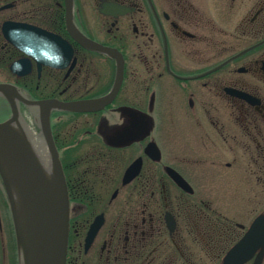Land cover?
Listing matches in <instances>:
<instances>
[{"label": "flooded vegetation", "instance_id": "af4514ba", "mask_svg": "<svg viewBox=\"0 0 264 264\" xmlns=\"http://www.w3.org/2000/svg\"><path fill=\"white\" fill-rule=\"evenodd\" d=\"M67 12L66 0H0V75L11 76L0 84L30 101L114 90L118 61L79 43ZM73 22L120 52L124 72L103 110L51 113L69 197L66 264H224L264 212L246 228L195 195L206 190V169H218L225 190L264 192V0H73ZM7 23L52 34L71 51L56 48L60 66L45 64L50 48L27 54L5 36ZM20 61L26 74L11 70ZM19 110L20 125L44 139L38 108L19 102ZM0 112V122L12 116L3 94Z\"/></svg>", "mask_w": 264, "mask_h": 264}, {"label": "water", "instance_id": "95a60500", "mask_svg": "<svg viewBox=\"0 0 264 264\" xmlns=\"http://www.w3.org/2000/svg\"><path fill=\"white\" fill-rule=\"evenodd\" d=\"M66 4L67 26L71 34L85 47L115 58L118 61V75L114 90L107 96L75 102H62L56 99L30 101L14 86L0 84V94L6 97L12 110V116L0 122V177L12 210L19 241L23 246L24 264H66L70 227L69 197L62 162L52 136V111L90 113L103 110L115 98L124 72L122 54L115 49L103 47L81 34L73 22V0H66ZM4 34L27 54H32L29 50L32 48L39 51L40 48H50L49 60L45 58L42 62L54 67L60 66L61 54L57 51L66 48L71 51L60 38L30 26L7 23L4 25ZM31 34L39 36L38 39L43 41L39 44L38 41L32 43L29 38ZM20 66L27 64L24 61L12 64V72L26 74L18 71ZM19 102L38 108L40 128L50 157L52 178L46 174L20 128ZM9 172L15 181L16 191ZM170 173L182 188H188L185 180L177 172L171 170ZM96 231L97 225L94 224L89 234L90 239ZM259 249L261 251L254 264H262L264 259V215L258 216L242 240L231 248L224 264H245Z\"/></svg>", "mask_w": 264, "mask_h": 264}, {"label": "rangeland", "instance_id": "374dc122", "mask_svg": "<svg viewBox=\"0 0 264 264\" xmlns=\"http://www.w3.org/2000/svg\"><path fill=\"white\" fill-rule=\"evenodd\" d=\"M0 80H11V76L0 75ZM4 118L5 113L0 112V120ZM26 123L28 125V122ZM31 127L34 133L42 138L38 128ZM221 183L218 169L212 171L206 169V190H199L195 199H204L207 204L212 203L213 210L216 211L214 215L228 216L235 222L244 224L246 228L249 227L252 221L264 212V192L246 191L240 185L229 186L225 190ZM17 233L12 210L0 178V264H24L23 246Z\"/></svg>", "mask_w": 264, "mask_h": 264}, {"label": "bare ground", "instance_id": "6f19581e", "mask_svg": "<svg viewBox=\"0 0 264 264\" xmlns=\"http://www.w3.org/2000/svg\"><path fill=\"white\" fill-rule=\"evenodd\" d=\"M33 110L36 114L38 113L36 108H34ZM20 128L22 132L24 133V135L27 137L28 141L30 142L46 174L48 175L49 178H52V167H51L50 157H49L44 139L38 137L34 133V131L25 122L23 123L21 122ZM9 173H10V179H11L12 185L14 186V190L16 191L15 181L13 179L11 172ZM21 228L23 230V224Z\"/></svg>", "mask_w": 264, "mask_h": 264}, {"label": "trees", "instance_id": "16d2710c", "mask_svg": "<svg viewBox=\"0 0 264 264\" xmlns=\"http://www.w3.org/2000/svg\"><path fill=\"white\" fill-rule=\"evenodd\" d=\"M216 214V213H215Z\"/></svg>", "mask_w": 264, "mask_h": 264}]
</instances>
